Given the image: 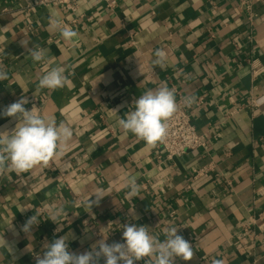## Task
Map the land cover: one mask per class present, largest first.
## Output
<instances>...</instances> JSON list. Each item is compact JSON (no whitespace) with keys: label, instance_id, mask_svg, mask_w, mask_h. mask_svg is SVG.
<instances>
[{"label":"crops","instance_id":"1","mask_svg":"<svg viewBox=\"0 0 264 264\" xmlns=\"http://www.w3.org/2000/svg\"><path fill=\"white\" fill-rule=\"evenodd\" d=\"M39 1L0 0V67L8 73L0 110L25 96L27 109L73 136L59 159L0 176V238L12 249L0 247V264H35L64 235L78 254L101 239L119 242L125 223L148 226L160 240L177 227L194 255L176 264H264V0H254V19L241 0H81L76 11ZM65 26L77 37L63 39ZM24 38L47 50L45 61L32 60ZM157 49L166 53L163 69L153 64ZM252 64L262 67L256 76ZM55 66L66 67L68 83L39 89ZM162 84L177 101L194 97L185 106L205 147L169 159L159 143L119 127L135 99ZM16 123L0 117V130ZM203 167L207 174L194 178ZM131 177L139 192L129 200ZM98 189L106 196L90 210ZM56 211L61 225L49 219ZM35 214L29 236L20 229Z\"/></svg>","mask_w":264,"mask_h":264},{"label":"clouds","instance_id":"2","mask_svg":"<svg viewBox=\"0 0 264 264\" xmlns=\"http://www.w3.org/2000/svg\"><path fill=\"white\" fill-rule=\"evenodd\" d=\"M77 32L65 26L61 30V36L65 40L77 37ZM21 46L27 49L28 55L34 62L45 61L47 50L38 46H29L26 38L21 40ZM155 66L163 69L166 64V53L163 49H157L154 53ZM67 71L64 66H55L47 70L39 77L38 88L56 90L68 83ZM8 79V73L0 67V81ZM194 97L186 96L183 103L191 106ZM29 103L27 97L22 96L17 101L0 110V117L14 118L17 123L11 131L0 130V176L17 175L27 172L38 165H47L53 159L63 156V147L73 136L72 129L65 123H57L52 116L42 115L36 108L27 109ZM178 108L175 90L162 84L156 89H148L135 99L134 110L128 111L118 120L119 127L124 133H132L143 140L147 145L155 147L162 142L167 135V121L175 114ZM112 111L117 113V110ZM126 187L129 189V200L138 196L139 188L135 177L129 178ZM103 189H98L86 201L91 210L93 204H99L106 196ZM21 209L20 211H24ZM62 211L53 212L50 220L61 225ZM40 223L38 215L29 217L21 226V231L31 235L34 226ZM61 228L58 227L57 231ZM165 238L160 240L158 236L149 232V227L134 223L122 225L123 242L111 244L105 239L92 245L91 250L83 253H75L69 250L68 235L60 236L51 243L44 245L42 255L35 256V264H136L145 260V264H176L177 258L190 261L194 251L192 244L182 235L178 234V228L169 226L164 230ZM0 247H6L12 252L11 247L4 238H0ZM213 264H223L222 260H215Z\"/></svg>","mask_w":264,"mask_h":264},{"label":"built area","instance_id":"3","mask_svg":"<svg viewBox=\"0 0 264 264\" xmlns=\"http://www.w3.org/2000/svg\"><path fill=\"white\" fill-rule=\"evenodd\" d=\"M81 0H40L44 5L61 6L68 10L76 11ZM110 7L117 5V0H103ZM243 6L249 11L250 19H254V0H241ZM254 62V61H253ZM261 66L252 64V74L256 76L261 72ZM178 108L175 114L167 121V135L159 147L166 153L169 159L181 156L189 150H196L205 147V138L200 134L193 122L192 115L182 100L177 101ZM208 170L200 168L196 170L194 178L206 175ZM119 242H123L120 238ZM37 255V254H36ZM35 255V256H36ZM138 264V261L136 262ZM213 264V263H212Z\"/></svg>","mask_w":264,"mask_h":264}]
</instances>
